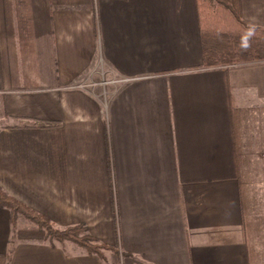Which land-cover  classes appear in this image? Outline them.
<instances>
[{
	"label": "crops",
	"instance_id": "crops-1",
	"mask_svg": "<svg viewBox=\"0 0 264 264\" xmlns=\"http://www.w3.org/2000/svg\"><path fill=\"white\" fill-rule=\"evenodd\" d=\"M239 10L264 29V0ZM176 40L183 66L139 70ZM202 65L196 0H0L1 109L51 125L0 126V189L105 247L21 241L0 207V264H264L242 178L264 163V62Z\"/></svg>",
	"mask_w": 264,
	"mask_h": 264
},
{
	"label": "trees",
	"instance_id": "trees-1",
	"mask_svg": "<svg viewBox=\"0 0 264 264\" xmlns=\"http://www.w3.org/2000/svg\"><path fill=\"white\" fill-rule=\"evenodd\" d=\"M203 53V69L264 62V29L247 26L240 15L239 0H196ZM0 118L11 119L1 109ZM8 128L49 127L48 123H31L12 118ZM0 207L10 212L11 224L19 217L32 223L31 228H18L21 241L70 242L89 254H98L105 247L92 237L83 224L64 230L55 229L50 221L0 189Z\"/></svg>",
	"mask_w": 264,
	"mask_h": 264
},
{
	"label": "rangeland",
	"instance_id": "rangeland-1",
	"mask_svg": "<svg viewBox=\"0 0 264 264\" xmlns=\"http://www.w3.org/2000/svg\"><path fill=\"white\" fill-rule=\"evenodd\" d=\"M188 10V8H187ZM189 11V10H188ZM187 18L184 19V28L188 30V35L190 37V41L192 42V39L198 40V31L196 28V24L194 23V18L192 15L187 14ZM175 31H179L178 28L175 27ZM177 35V33H176ZM182 35V33H181ZM181 39V38H180ZM168 43V42H167ZM176 46L173 49V51L166 50L162 51L163 56L157 58V53L155 52L153 59L151 62L147 60L146 63H144V67L139 68L141 71H155L162 69L164 67H173V66H183V62L180 59V53L181 49L178 47L180 44V40H176ZM169 45V43L167 44ZM155 57V58H154ZM169 60H174L173 62H164L166 59ZM176 59V62H175ZM161 60L160 62H158ZM154 61V62H153ZM136 65H137V60H136ZM0 114H1V105H0ZM5 125H14V122L10 121L9 119H2L0 118V126H5ZM6 127V126H5ZM262 130H264V126L262 127ZM247 143L251 144L253 140L251 139V136L249 135V132L247 131ZM264 135V134H263ZM262 140L264 142V136L262 137ZM264 154V153H262ZM264 157V155H263ZM212 173L210 175H215L218 176L222 174V172H216L217 169H211ZM244 177L242 176L245 185V190L248 193L249 197V202H251L252 206V211L254 215L264 213L262 210H264V163L262 166L259 167H249L244 170ZM21 220L20 223H18V227L22 228H31L33 227L32 223L26 221L25 219L19 217ZM56 229V228H55ZM57 242V241H56Z\"/></svg>",
	"mask_w": 264,
	"mask_h": 264
}]
</instances>
